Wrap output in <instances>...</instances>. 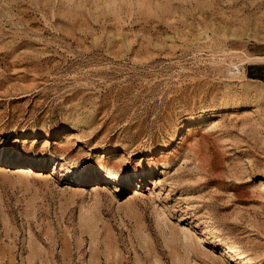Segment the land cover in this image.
Wrapping results in <instances>:
<instances>
[{"label":"rangeland","instance_id":"rangeland-1","mask_svg":"<svg viewBox=\"0 0 264 264\" xmlns=\"http://www.w3.org/2000/svg\"><path fill=\"white\" fill-rule=\"evenodd\" d=\"M257 64L264 0H0V264H264Z\"/></svg>","mask_w":264,"mask_h":264},{"label":"crops","instance_id":"crops-1","mask_svg":"<svg viewBox=\"0 0 264 264\" xmlns=\"http://www.w3.org/2000/svg\"><path fill=\"white\" fill-rule=\"evenodd\" d=\"M247 72H249L254 77L256 76L264 77V65L263 64L252 65L248 68Z\"/></svg>","mask_w":264,"mask_h":264},{"label":"bare ground","instance_id":"bare-ground-1","mask_svg":"<svg viewBox=\"0 0 264 264\" xmlns=\"http://www.w3.org/2000/svg\"><path fill=\"white\" fill-rule=\"evenodd\" d=\"M107 173H108V177L111 178V179H112V178H116V176H117L116 174L111 173V172H107ZM123 176H124L126 179H127V178H130V177H128V176H129L128 173L124 174ZM133 177H137V176H136L135 174H133ZM142 178H143V177H142ZM130 180H131V178H130ZM154 181H155V180H154ZM154 183H155V182H154ZM159 183H160V182H159ZM156 184H157V183H156Z\"/></svg>","mask_w":264,"mask_h":264},{"label":"trees","instance_id":"trees-1","mask_svg":"<svg viewBox=\"0 0 264 264\" xmlns=\"http://www.w3.org/2000/svg\"><path fill=\"white\" fill-rule=\"evenodd\" d=\"M247 76H248L249 78L262 80V78L254 77V76L251 75L249 72H247Z\"/></svg>","mask_w":264,"mask_h":264}]
</instances>
